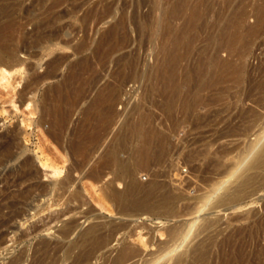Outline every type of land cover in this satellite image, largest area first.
Masks as SVG:
<instances>
[{
	"label": "rangeland",
	"instance_id": "obj_1",
	"mask_svg": "<svg viewBox=\"0 0 264 264\" xmlns=\"http://www.w3.org/2000/svg\"><path fill=\"white\" fill-rule=\"evenodd\" d=\"M156 1L0 0V29L4 31L2 32L0 30V33H6L5 35L7 36L11 33L10 30L12 32L14 31V36L12 35V37L15 39L12 38L11 35L8 37V39L12 38L14 41L8 40L6 44L9 47L13 46L17 54L16 57L21 61L17 66L18 70L16 72L6 75V78L4 77L5 79L2 78L1 80L0 78V264H15L14 262L18 259L20 260L16 264H116L107 260L106 257L104 259V256L101 255L99 251L91 254L89 258L82 259L81 261L83 262H76L74 260V257L77 255V249H72L74 248L73 243L76 241L80 229L89 225L90 222H95L100 225L105 223L102 224L100 228L106 234H110L111 245H116L117 240H122L131 244L133 248L138 249V253L133 257L134 264H151L160 256H164L165 252L176 246V243L179 242V238L176 235L174 236L172 229H181L184 223L196 214V210L200 205V200L203 195L208 193L209 189L214 185L213 183H216L222 178H226L235 160L241 158L246 150L245 148L248 147V144L255 137V134L264 129V80L261 81V79H264V58H262L264 57L263 10H261L263 20L260 25L256 24L259 9H264V0H244V6H242L243 3L241 4V0H230V2L226 0L228 3L223 2L225 0ZM237 1H240V3L237 4ZM182 2L183 5L181 4ZM258 2L260 4H258ZM156 3L158 5H155ZM173 3H176V6ZM196 4L202 7L200 16L198 15L195 20L194 17L189 15L190 12L188 11H191L190 9ZM189 5L191 6L189 7ZM234 5H236V7L239 5V7L234 8ZM174 6L175 9H183H179L178 12L177 9L174 10ZM186 6L188 7L185 10ZM232 8L234 11H231L233 10ZM243 8L244 12L240 10H243ZM170 9H173V11L168 13ZM245 10H247V12ZM208 12L211 13L209 14ZM253 12L254 14H251ZM173 13H175V15H173ZM177 13L178 15L176 16ZM182 13H186L188 17ZM216 13L217 15L215 16ZM179 14L183 17L185 16V19ZM234 14L239 17L243 27H253L256 24L258 29L262 27V31L257 30L253 34L256 38L253 36L249 37L251 39L249 42L253 41V39L254 42H250L247 45L236 44L235 48H227L225 47L226 44L217 43V38L224 31V28L228 29L229 26L227 27V25L231 24L230 21L235 19ZM155 15L156 19L154 20L153 16L155 17ZM251 15H255L256 17ZM228 16L232 17L229 20H225L226 17L229 18ZM203 17L206 18L204 19ZM178 18L182 19L178 20ZM187 19H189L190 22L192 20L194 21L190 24L191 26ZM202 19H204L206 25H204ZM209 19H213L212 21L215 20L214 23L217 25L212 24ZM218 19H220V21L217 22ZM254 20L256 22L255 24L250 23ZM11 21L13 23H11ZM174 21L177 24H174ZM183 21L184 24H188L187 27H185ZM228 21L230 22L229 24ZM6 22L10 23V25L8 23L6 25ZM145 23L148 27L145 26ZM181 24H183L184 27H182ZM121 25L122 28H120ZM152 25H154V27ZM160 25L163 27L165 33L162 31ZM256 25L254 27H256ZM178 26L179 28L182 27V30L177 28L180 32L176 29ZM198 26H201V28L199 29ZM158 27L161 30H158ZM143 28L147 29L145 30ZM172 28L175 29L173 30ZM111 29L112 31L114 30L113 34H111ZM120 29L122 30L120 31ZM209 29L211 33L213 32L212 34ZM5 30L7 32H5ZM144 30L145 32H143ZM203 30L210 34H203ZM116 31L119 36H116ZM118 31L120 32L118 33ZM173 31H175V37L173 36ZM258 31H260V34L255 35L259 33ZM158 32H162V34ZM224 32L222 34L227 37ZM106 33L109 35L110 39L105 38L108 37ZM191 33L193 34L191 35ZM123 35L124 37H122ZM161 36L163 38H161ZM209 36L210 39L208 38ZM102 38H104V40ZM185 39H187L186 44L184 43ZM160 40H162V42ZM188 40H190L191 43H189L190 41ZM167 42H170L168 43L169 46L166 44L168 48L165 45ZM173 44H175V46ZM183 44L186 46V50ZM189 44L191 45L189 46ZM208 44L210 49L207 48ZM220 44L224 46L223 50ZM109 45L116 47L115 49L113 48L115 51H113L111 49L112 47ZM218 45L222 50L221 52L216 47ZM242 45H244V47ZM117 46L118 48L120 47V49H118ZM237 46L239 48H237ZM241 46L242 49H246V51H242ZM164 47L167 49L172 47L177 53L179 52V47L180 49L183 47L182 50H180L179 57L181 59L183 58L182 60L186 61V63H182L179 58L180 60H178V63L180 64L177 63L176 68L181 70L183 65H185L182 71L179 72L178 70V73L176 72L174 74V77L176 80H183L187 78V76L189 79L190 77L189 82L184 84L186 87H182L180 92H185V95H178L180 96L178 97L180 98L179 101L182 98V105H178L181 104V101L179 102L176 98V103H174V107L171 110H167L164 106L165 96L162 91V76L161 73L157 71V66H160L163 61ZM197 48L198 50H196ZM236 48L242 52L236 50ZM103 49H105L106 52ZM110 49L112 52L109 51ZM183 49L187 54L183 52ZM229 51L232 53L230 54ZM236 51H238L240 55L239 53L235 55L237 53ZM104 52L105 56L102 55ZM108 52H110V55L106 54ZM182 52L183 56H181ZM233 54L236 56L235 59ZM216 55L218 58L221 56L224 58L218 60ZM224 55H226V57ZM231 55H233L232 62L233 60L237 62L238 59V63L241 62L242 68L239 80H236L237 83H235V80L232 82L231 79H229L228 82H226V80L216 84L213 82L215 78L209 79V75L210 77L214 75L213 70L210 71L212 69V60H216L215 62L218 66H216L217 68L213 66V69L215 68L214 71H220L223 70V68L220 67L221 65H219L221 64L220 61L230 59ZM119 56L123 57V59L117 60ZM239 56L242 57L240 58ZM192 57L194 58L193 64H189V62L191 63L190 59H192ZM128 59L131 60L129 61ZM202 61H204V64L201 63ZM217 62L220 63L218 64ZM77 63L79 65L75 66ZM153 65H155L156 72H153ZM199 66H201L202 70L204 69V72L202 71L203 73L206 72L205 76L208 78V85L210 86L209 83L212 82L215 84L210 87H205L207 83L201 82L202 76L197 75L199 72L195 73V70L199 71L197 70ZM78 67H80V70H78ZM126 68L129 69H127V71L130 75L126 73ZM191 68L194 70L191 71ZM74 70L78 71L75 72L78 74L76 77L72 74ZM117 71L120 72L118 73ZM191 72H194V74L199 77V81L196 80L198 77L194 79L196 81L192 80V77L195 76H193ZM152 74L157 78L155 76L153 77ZM71 76L72 78L74 76L75 79H73L75 81L71 79ZM254 77L255 79L257 77L259 79L257 78L254 82H251L254 80ZM67 78L70 80L68 81ZM250 79L251 81H249ZM257 80L260 81L259 85L263 83L261 88L257 84ZM193 82H195V84ZM108 84H111V86ZM256 84L260 89L256 88ZM54 85L55 88L53 87ZM224 85L228 86L227 88L229 90ZM113 86L117 88L115 91L116 95H113L115 93L109 92ZM203 86L205 91L200 88ZM66 87L69 89H65ZM104 87H108V89L109 87L111 88L109 91L108 89L106 91ZM98 88L99 90L101 89V91H99ZM262 88L263 92L261 91ZM201 89L203 91L202 93L199 91ZM223 90L224 92H222ZM251 90H253V92H251ZM255 90H259L258 92L260 94H255L258 93ZM79 91L80 93H77V96L75 93ZM99 92L106 93V96L109 95L110 99L107 104L110 109L112 108L111 110L109 109L111 113L108 111L109 115L106 113L108 116L105 115L104 119H102V115L94 114L89 122L85 123V115L83 114H85L84 112L88 107H86V105H91L92 101L101 95ZM56 93L59 96H57ZM61 93L63 95H61ZM68 93L71 94L72 98H69L71 96ZM54 94L56 96H54ZM198 94L201 95V98L197 96ZM64 95L65 97H63ZM112 95L116 97L114 98ZM211 95L212 97H210ZM187 96L191 99L193 96L195 99L197 98L195 101L192 100L193 104L190 105L191 109L184 107V100H187ZM217 96H220L219 99H216ZM55 97H57V100ZM259 97H261V99H259ZM50 98L58 102L60 114L63 115L64 112V117L62 116V118H65V121H63L62 118H58L59 122L58 119L57 122H55V119V121L52 122L53 120L49 121V118H47L50 115L48 112L49 108L52 109L53 106V101ZM67 98L69 99L67 100ZM217 100L220 101L218 102ZM207 103L209 104L207 105ZM194 105L195 108H193ZM201 105H203V109L205 106L207 110L205 108L204 112H200V109H202V107H200ZM196 106L198 107L196 108ZM168 111H170V113ZM248 111L249 114H254V116L252 115L253 117L250 118ZM246 112L247 114H245ZM141 115L148 116L149 122L147 118H141ZM247 116L250 119L247 118ZM50 118L52 119L53 117L50 116ZM82 118L84 119L82 120ZM136 119L138 121L142 119L146 125H149L150 129H154L160 133V138H163L162 142L166 155L164 156V152L160 159H153L151 160L152 162L150 161L147 165H138L136 169L139 170H135L136 172L134 171V174L129 177L128 174H120L118 171L119 166L107 159V156H109V154H111L110 152L114 149L115 153L118 154L117 159L120 163L130 161L133 147L131 144H133L134 139L131 137L132 142L130 140V143L128 142L130 136H127L128 133L126 134L125 129L128 125L137 122ZM43 121H45V123H43ZM102 122L103 125L106 123H108V125L100 126ZM55 123L59 124V126L61 123L62 126H58L60 132L55 130L56 132L54 131L55 133H52V130H54L53 128H57ZM94 123L98 124L95 125V127L102 128V130H95L96 132H93L95 127L94 125L92 126V124ZM180 123L183 124L181 125ZM84 125H86V128L82 127ZM157 129L162 131L159 132L160 130ZM90 132H92L94 136H98L93 138L92 133L88 136ZM53 134L58 135L56 136ZM78 134L81 135L80 137H84L77 138V136L79 137ZM119 134L126 135L125 137H127V141L121 144V146L118 145ZM53 136H55V138ZM85 137L86 139L88 138V140L85 139L86 142L84 140ZM73 139H75V141ZM9 140H11L12 145H10L9 151L6 152L4 147ZM77 141L84 142V144L89 141V143L86 144L87 147L92 146L91 148L89 147V149L87 148V152L92 149V151L88 153L89 156L87 158L85 157L87 156V152L86 154H84L85 152H78L77 154L75 149H73V146L75 148L78 143ZM74 142H76V144H74ZM1 145H3V147H1ZM106 145L109 146L106 148ZM117 149L119 151H117ZM104 150H109V153ZM196 151L197 153H195ZM118 152H120V154ZM216 153H218V155ZM13 154L14 156H12ZM81 154L83 156L85 155V159H82L84 157H82ZM79 156L81 158H79ZM217 159L222 161V166L217 167L215 165V160ZM41 161L45 163V165H42ZM108 161H110V164L107 163ZM212 162H214V164ZM52 165L57 167L59 171L58 174L54 175L51 172ZM89 170H95L94 172H97L93 173ZM249 171H253L252 173L255 178L253 177V181L249 187H246L242 191L240 196L241 200L240 198L238 199L241 202L236 200L231 201V203L229 201H224L218 204H210L205 208V212L202 213V215L204 214L203 216L211 217L212 222L207 228H202L199 231L195 230L193 234L196 236L193 234L191 236L194 238V242L203 240L205 243V254L202 261L197 262L192 257H188L189 259L187 258L186 260L184 259L183 262L180 261L176 263L174 257L183 249L179 247L175 250L177 252L176 254L175 251H173L170 257L160 258L157 264H172V261H175L173 264H221L223 260L228 259L231 253L232 242L230 236L233 231L239 230L240 228H246V230H248V227L251 225L253 227L250 231L253 230L254 232L251 231L248 236H240L239 241L241 242L238 241V246L240 245L239 248L243 249L246 253H255L257 249L260 248L264 250V177H262L264 174V165L257 169H249L248 172ZM90 174H92L93 177ZM51 179L52 181H50ZM131 179H135V181L138 180V183L140 180V185L142 186L143 184L147 186L150 182L156 183L159 187L161 186L162 188L160 187L159 189L158 197L161 196L160 193L162 194L168 191L171 194L172 192L175 197L173 204L174 210L168 213L162 210L160 212L158 210L146 211L140 208H132L134 209L132 212L131 207H123L120 206V203H115V200L111 201L112 197L109 194V190L119 186L117 190L122 191ZM51 182L53 183L51 184ZM61 184L63 186H61ZM111 184L115 187L112 185L113 188ZM49 185L52 187L50 188ZM101 185L104 186L102 187ZM104 188L109 189L107 192L109 191L108 195L110 198H107V194H104L106 197L103 195ZM117 204H119V206ZM117 208L120 212L117 211ZM122 209L125 210L123 211ZM251 212H253L254 217L251 215ZM72 219L77 220L76 222L80 224L78 226L79 230L76 228L73 231L76 235L73 236L74 233L71 232L61 236L59 233L60 228ZM119 225H121V227H119ZM111 226H113V229ZM171 226L173 228H171ZM110 229L111 231H109ZM112 231L115 232L113 233ZM226 240L229 241L226 242ZM216 242L217 244L219 242V244L217 245ZM258 245L260 246L257 248ZM67 249L69 251H67ZM162 251L164 253H162ZM53 252L55 255H53ZM143 254L145 256H143ZM99 258L100 260L98 261ZM35 259L38 260L35 261Z\"/></svg>",
	"mask_w": 264,
	"mask_h": 264
},
{
	"label": "bare ground",
	"instance_id": "obj_2",
	"mask_svg": "<svg viewBox=\"0 0 264 264\" xmlns=\"http://www.w3.org/2000/svg\"><path fill=\"white\" fill-rule=\"evenodd\" d=\"M61 1H63V0H61ZM156 1V0H155ZM159 1V0H158ZM162 1V0H161ZM168 1V0H167ZM178 2L179 1H184V0H177ZM192 1V0H191ZM194 1V0H193ZM196 1V0H195ZM217 1V0H216ZM221 1V0H220ZM219 1V2H220ZM227 1H229L230 2V0H227ZM226 0L225 1H223V2H227ZM242 2H241V4L244 2V0H241ZM247 1V0H246ZM157 2V1H156ZM178 2H177V4H178ZM205 2V1H204ZM238 3L237 4H239L240 3V1H237ZM261 2V1H260ZM263 2V1H262ZM155 3V2H154ZM159 3V2H158ZM188 3H189V1H188ZM193 3V2H192ZM191 3V4H192ZM202 3H203V1H202ZM209 3V2H208ZM210 3H211V1H210ZM218 3V2H217ZM216 3V4H217ZM228 3V2H227ZM174 4V3H173ZM176 4V3H175ZM174 4V5H175ZM182 5H183V2L181 3ZM219 4V3H218ZM258 4H260L259 2H258ZM262 4V3H261ZM155 5H158L157 3L155 4ZM160 5H161V2H160ZM225 5V4H224ZM248 5V4H247ZM176 6V5H175ZM175 6L173 7L174 8V10H176L175 9ZM191 5H189V7H190ZM226 6H228V5H226ZM241 6V5H240ZM242 6H244V3L242 4ZM246 6V5H245ZM260 6V5H259ZM5 7V6H4ZM188 6H186L185 7V10H186V8H187ZM202 7V6H201ZM201 7H200V5H198V4H196V5H194V7L192 8V9H190L191 11H188V12H190L189 13V15H191L192 17H194L195 18V20H196V17L199 15L200 16V10H201ZM207 7V6H206ZM209 7H211V6H209ZM218 7V6H217ZM220 7V6H219ZM224 7V6H223ZM234 8L236 7V5H234L233 6ZM239 7V5L236 7V8H238ZM263 7V6H262ZM162 8V7H161ZM221 8V7H220ZM220 8H218V9H220ZM242 8V7H241ZM245 8V7H244ZM244 8H243V10L242 9H240L241 11H243L244 12ZM260 8H261V6H260ZM155 9H156V7H155ZM179 9H183V8H179ZM179 9H177V11L179 12ZM207 9V8H206ZM217 9V8H216ZM222 9V8H221ZM220 9V10H221ZM233 9V8H232ZM246 9H247V7H246ZM160 10H162V9H160ZM159 10V11H160ZM209 10V9H208ZM226 10V9H225ZM261 10H263V13H264V9L263 8H261V9H259V15L257 16L258 17V19H257V23L255 22V20L253 21V22H250V23H253V24H257V25H260L261 24V22H262V20H263V14L261 15ZM173 11V9H170V10H168V13H170V12H172ZM176 11V12H177ZM181 11V10H180ZM206 11V10H205ZM231 11H234V9L233 10H231ZM246 12H247V10H245ZM184 12H186V11H184ZM224 12V11H223ZM222 12V13H223ZM240 12V11H239ZM2 13V12H1ZM206 13V12H205ZM209 14L211 13V12H208ZM214 13V12H213ZM219 13H221V12H219ZM231 13V12H230ZM229 13V14H230ZM234 13V12H233ZM156 14V13H155ZM183 14V13H182ZM188 14V13H187ZM208 14V15H209ZM251 14H254V12L253 13H251ZM169 15V14H168ZM168 15H167V17H168ZM173 15H175V13H173ZM178 15V13L176 14V16ZM180 15V14H179ZM183 15H185V16H187L186 15V13L185 14H183ZM217 15V13L215 14V16ZM232 15V14H231ZM256 15V14H255ZM255 15H251V16H255ZM175 16V17H176ZM180 16H182V15H180ZM184 16V17H185ZM233 16V15H232ZM231 16V17H232ZM234 16H235V19H233V20H231L230 22H231V24H229L230 22L228 21V24L229 25H227V27H228V29H225L224 27V33H226V36L227 37H225V35L224 34H222L223 32H222V28H221V36L219 35H216V36H218V42L217 43H224V45H225V47H229V48H235V46H236V44H249L250 42H254V39H253V41H250L249 42V40H251L249 37H251V36H253V34L257 31V30H261L262 29V27H260V29H258L257 28V25H256V27H243L242 26V23H241V20L239 19V17L238 16H236V14H234ZM183 17V16H182ZM183 17V18H184ZM188 17V16H187ZM229 18H227L226 17V19L225 20H229L231 17L230 16H228ZM236 17H238V18H236ZM256 17V16H255ZM254 17V18H255ZM153 18H154V20L156 19V15H155V17L153 16ZM194 18H192V19H194ZM199 18V17H198ZM204 18V17H203ZM206 18V17H205ZM204 18V19H205ZM211 18V17H210ZM180 19H182V18H178V20H180ZM185 19V18H184ZM189 19H190V17H189ZM189 19H187V20H189ZM204 19H202V22L204 23V25H206L205 24V22H204ZM119 20V19H118ZM159 20H160V18H159ZM207 20V19H206ZM205 20V21H206ZM209 20H211V19H209ZM213 20V19H212ZM211 20V23L212 24H214V25H217L216 23H214V21H212ZM146 21V20H145ZM144 21V22H145ZM173 21V20H172ZM193 21V20H192ZM192 21L190 22V20L188 21L189 22V25L192 23ZM218 21H220V19H218L217 20V22ZM118 22V21H117ZM141 22H143V21H141ZM159 22H161V21H159ZM175 22V21H174ZM173 22V23H174ZM187 22V21H186ZM194 22V21H193ZM210 22V21H209ZM209 22H208V24H209ZM7 23L8 22H6V25H7ZM11 23H13L12 21H11ZM161 23H163V22H161ZM161 23H159V24H161ZM182 23V22H181ZM201 23V22H200ZM202 23V24H203ZM263 23H264V21H263ZM9 25H10V23H8ZM155 24V23H154ZM174 24H177L176 22L174 23ZM178 24H179V22H178ZM183 24H184V21H183ZM181 24L182 25V27H184V25H185V27H187V25L186 24ZM212 24H211V26H212ZM3 25H5V24H3ZM116 25H118V24H116ZM120 25V24H119ZM124 25V24H123ZM157 25V24H156ZM171 25V24H170ZM193 25V24H192ZM197 25V24H196ZM201 25V24H200ZM223 25H224V23H223ZM226 25V24H225ZM114 26V25H113ZM145 26H147V24L145 23ZM153 27H154V25H152ZM161 26V25H160ZM172 26H173V24H172ZM176 26V25H175ZM191 26V25H190ZM245 26V25H244ZM17 27V26H16ZM114 27H116V26H114ZM120 27V26H119ZM148 27V26H147ZM162 27V26H161ZM182 27L181 28H179V26L178 27H176V29L178 28V29H181L182 30ZM189 27V26H188ZM199 27V29L201 28V26H198ZM204 27V26H203ZM208 27V26H207ZM213 27V26H212ZM216 27V26H215ZM120 28H122V25H121V27ZM159 28V27H158ZM112 29H115V28H112ZM112 29H111V31H112ZM143 29H145V28H143ZM147 29V28H146ZM145 29V30H146ZM157 29V28H156ZM173 30L175 29V28H172ZM177 29V30H178ZM186 29V28H185ZM198 29V30H199ZM213 29H214V27H213ZM1 30V29H0ZM109 30H110V28H109ZM117 30H119V29H117ZM122 29H120V31H121ZM123 30H124V28H123ZM145 30L143 31V32H145ZM152 30V29H151ZM158 30H161L160 28L158 29ZM176 30V32L177 33H179L180 32V30H178L177 31ZM187 30V29H186ZM186 30H183V31H186ZM210 30V29H209ZM220 30V29H219ZM2 31V30H1ZM0 31V32H1ZM110 31V32H111ZM120 31H118V33L120 32ZM162 31H164L163 30V27H162ZM189 31V30H188ZM205 30H203V34L204 33H206V34H210L211 33V30H210V33H207L206 31L204 32ZM213 31V30H212ZM262 31V30H261ZM2 32H4V31H2ZM5 32H7L6 30H5ZM10 34H8L7 36L3 33V34H1L0 33V78H1V80H2V78H6V75H10L11 73H13V72H16L17 70H18V65H19V62H21V61H19V58H17L16 57V52H15V50L13 49V46H11V47H9V46H7V41L9 40H13L12 38H14V37H12V35L14 36V31L12 32L11 30H10ZM113 32H114V30L112 31V33L111 34H113ZM123 32V31H122ZM150 32H153V31H150ZM174 32L175 31H173V36L175 37V35H174ZM195 32V31H194ZM209 32V31H208ZM259 33H257V34H255V35H258V34H260V31H258ZM158 33H160V32H158ZM164 33H165V31H164ZM184 33V32H183ZM182 33V34H183ZM200 33V32H199ZM198 33V34H199ZM213 33V32H212ZM211 33V34H212ZM160 34H162V32L160 33ZM193 33H191V35H192ZM197 34V35H198ZM9 35H11V39L9 38L8 39V37H9ZM118 34H117V31H116V36H117ZM150 35H152V34H150ZM179 35H180V33H179ZM202 35V34H201ZM106 36H108V37H105V38H109L110 39V37H109V35H107V33H106ZM119 36V35H118ZM177 36V35H176ZM203 36V35H202ZM212 36V35H211ZM122 37H124V35L122 36ZM156 37V36H155ZM173 37V38H174ZM190 37H192V36H190ZM190 37H189V39H190ZM253 37H255L256 38V36H253ZM157 38V37H156ZM160 38V37H159ZM161 38H163L162 36H161ZM160 38V39H161ZM193 38H196V37H193ZM209 39H210V36L208 37ZM15 39V38H14ZM103 40H104V38H102ZM109 39H108V41H109ZM196 39H198V38H196ZM195 39V40H196ZM199 39H200V37H199ZM102 40V41H103ZM107 40V39H106ZM123 40H124V38H123ZM165 40V39H164ZM203 40V39H202ZM206 40V39H205ZM14 41V40H13ZM107 41V42H108ZM161 42H162V40H160ZM160 41H159V45H160ZM188 41H190V40H188ZM196 42V41H195ZM200 42V41H199ZM118 43V42H117ZM117 43H115V44H117ZM168 43H170V42H167V43H165V45L166 44H168ZM185 44L187 43V39H185V42H184ZM189 43H191V41L189 42ZM100 44V43H99ZM115 44H113V45H115ZM120 44V43H119ZM118 44V45H119ZM122 44V43H121ZM158 44V43H157ZM9 45V44H8ZM101 45V44H100ZM110 46V47H112L111 49L113 50V48L115 49L116 47H114V46ZM174 46H175V44H173ZM184 45V44H183ZM191 44H189V46H190ZM222 44H220V46H221ZM228 45V46H227ZM99 46V45H98ZM116 46V45H115ZM156 46H158V45H156ZM167 46V45H166ZM168 46H169V44H168ZM168 46H167V48H168ZM185 46V45H184ZM243 47H244V45H242ZM242 46H241V49H242ZM15 47V46H14ZM102 47V46H101ZM106 47H107V45H106ZM210 46H209V44H208V49H210L209 48ZM219 50H220V52L223 50V48H224V46L222 45L221 46V49H220V47H219V45L218 46H216ZM103 48H104V46H103ZM117 48H118V46H117ZM159 48V47H158ZM166 47H164V57H163V61L161 62V64H160V66H157L156 64V66H157V71L159 72V73H161V76H162V82L161 81H159L158 79V81L159 82H161V84L163 83V88H162V91H163V93H164V96H165V98H164V106H165V108L167 109V110H171L173 107H174V103H176L175 101H176V98L178 99V101H179V99L180 98H178V97H180V96H178V95H180V94H184V93H180L181 92V89H182V87H186V85H184L185 83H187V82H189V80H190V77H189V79H188V76H187V78H184L183 80H176V78L174 77V74L179 70V72L180 71H182L183 70V68H184V65H183V68L180 70L179 68L177 69L176 68V64L178 63V60H180L181 58L179 57V54H180V50H182V48L183 47H181V49H180V47H179V52L177 53V52H175L173 49H172V47L170 48V49H167ZM237 48H239L238 46H237ZM236 48V50H238ZM15 49H16V47H15ZM101 49V48H100ZM109 50V51H111L112 52V50ZM118 49H120V47L118 48ZM185 50H186V46H185V48H184ZM184 49H183V52H185L184 51ZM189 49V48H188ZM206 49V48H205ZM216 49V48H215ZM105 52H106V50L105 49H103ZM117 50V49H116ZM170 50V51H169ZM173 50V51H172ZM196 50H198V48L196 49ZM231 50V49H230ZM245 51H246V49H244ZM243 49H242V51H244ZM248 50V49H247ZM96 51V50H95ZM101 51V50H100ZM113 51H115V50H113ZM189 51V50H188ZM203 51H205V50H203ZM214 51H216V50H214ZM218 51V50H217ZM226 51H228V50H226ZM238 51H240V52H242L241 50H238ZM238 51H236L234 54L235 55H237L239 52ZM105 52H104V54L102 53V55H104L105 56ZM183 52L181 53V56H183L182 54H183ZM110 52H108V53H106V54H109ZM186 54H187V52H185ZM185 53H184V56H185ZM204 53V52H203ZM208 53V52H207ZM228 53V52H227ZM229 53L231 54L232 52L231 51H229ZM228 53V54H229ZM215 54H216V52H215ZM215 54H214V56H215ZM233 54V55H234ZM242 54V53H241ZM246 54V53H245ZM110 55V54H109ZM158 55V54H157ZM160 55V54H159ZM192 55H194V54H192ZM205 55V54H204ZM218 55V54H217ZM216 55V57L218 58V56ZM220 55V54H219ZM233 55H231V58L230 59H226L225 61H220L221 62V64H219L218 62V64L219 65H221L220 67H222L223 68V70H215L214 71V69L215 68H217L218 66H217V64H216V60H212V69L210 70V71H212L213 70V72H214V75H212V77H210V75H209V79L211 78H215V80L213 81V82H215L216 84L217 83H222L223 81H226V82H228V80L229 79H231V81L233 82L234 80L236 81V80H239V78H240V76H241V62L240 63H238V61H239V59L237 60V62H235V60H233V62H232V56ZM234 55V59L236 58V56ZM239 55H240V53H239ZM202 56H203V54H202ZM225 57H226V55H224ZM107 57V56H106ZM159 57V56H158ZM157 57V58H158ZM198 57V56H197ZM201 57V56H200ZM204 57V56H203ZM240 58L242 57V56H239ZM123 59V57H120L119 56V59H118V57H117V60H120V59ZM161 58V57H160ZM180 58V59H179ZM196 58V57H195ZM205 58V57H204ZM216 58V59H217ZM222 58H224L223 56H221L220 58H218V60L219 59H222ZM228 58V57H227ZM262 58H264V57H262ZM83 59V58H82ZM103 59V58H102ZM183 59V58H182ZM181 59V61H182V63L183 62H185L186 63V61H183ZM129 60V59H128ZM131 60V59H130ZM129 60V61H130ZM158 60H159V58H158ZM186 60V59H185ZM193 60H194V58L192 57V59H190V61H191V63L189 62V64H193L192 62H193ZM205 60V59H204ZM200 61V60H199ZM213 61H214V65H213ZM260 61V60H259ZM89 62V61H88ZM118 62V61H117ZM128 62V61H127ZM132 62H133V60H132ZM262 62V61H261ZM156 63V62H155ZM158 63V62H157ZM195 63V62H194ZM201 63H203L204 64V61H202ZM200 63V64H201ZM207 63V62H206ZM129 64H130V62H129ZM178 64H180V63H178ZM199 64V65H200ZM260 64V63H259ZM261 64H263V63H261ZM79 64L77 63V65H75V66H78ZM131 65V64H130ZM135 65V64H134ZM155 65H153L154 66V70H153V72L155 71L156 72V70H155ZM198 65V64H197ZM206 65V64H205ZM74 66V65H73ZM180 66V65H179ZM179 66H177V67H179ZM195 66H196V64H195ZM213 66L215 67L214 69H213ZM217 66V67H216ZM81 67V66H80ZM80 67H78V70H80L79 68ZM189 67V66H188ZM247 67H248V65H247ZM258 67V66H257ZM134 68V67H133ZM195 68V67H194ZM72 69V68H71ZM74 69H76V68H74ZM84 69V68H83ZM127 69L128 68H126V71H127ZM192 69V68H191ZM190 69V70H191ZM247 69V68H246ZM250 69V68H249ZM261 69V68H260ZM77 70V69H76ZM119 70V69H118ZM129 70V69H128ZM194 69H192L191 71H193ZM197 70H199V71H196L195 70V73H197V72H199V74L197 73V75L198 76H202L201 78H202V80H201V82L202 83H207L208 82V78L205 76L206 75V72L205 73H203L204 72V69L202 70V68H201V66H199L198 67V69ZM258 70H259V68H258ZM258 70H257V72H258ZM262 70V69H261ZM84 71V70H83ZM125 71V72H126ZM203 71V72H202ZM247 71V70H246ZM250 71V70H249ZM75 72H78V71H75L74 70V72H72V74H74L75 75V77H76V75H78V74H76ZM81 72V71H80ZM118 72V71H117ZM120 72V71H119ZM118 72V73H119ZM248 72V71H247ZM263 72H264V70H263ZM128 75H130L129 73H128V71L126 72ZM132 73V72H131ZM178 73V72H177ZM246 73V72H245ZM255 73V72H254ZM117 74V73H116ZM127 74H126V77H127ZM154 74V73H153ZM152 74V76L154 77L155 75H153ZM180 74V73H179ZM184 74V73H183ZM191 74H193V76H195V77H192V80H194V79H196L198 76H196V74H194V72L192 73L191 72ZM249 74H250V72H249ZM260 74V73H259ZM264 75V74H263ZM118 76V75H117ZM159 76V75H158ZM180 76V75H179ZM247 76V75H246ZM262 76V75H261ZM69 77H70V75H69ZM119 77H120V75H119ZM156 77V76H155ZM180 77H182V76H180ZM4 78V79H5ZM73 78H74V76H73ZM72 78V76H71V79L72 80H74ZM157 78V77H156ZM246 78V77H245ZM258 78V77H257ZM256 78V79H257ZM68 79V81L70 80L69 78H67ZM199 79V77L196 79V80H198ZM255 77H254V80L253 81H251V79L249 80V81H251V82H254L255 80ZM259 79V78H258ZM71 80V81H72ZM156 80V79H155ZM196 80H194V81H196ZM262 80H264V79H261V81ZM75 81V80H74ZM84 81V80H83ZM157 81V82H158ZM199 81V80H198ZM197 81V82H198ZM258 81V80H257ZM85 82H86V80H85ZM84 82V83H85ZM156 82V83H157ZM196 82V83H197ZM209 83L210 84V86L211 85H213V84H215V83ZM226 82H224V83H226ZM230 82V81H229ZM247 82V81H246ZM259 82L260 81H258V83L257 82H255V83H257L258 85H259ZM66 83V82H65ZM194 84H195V82H193ZM235 83H237V81L235 82ZM249 83V82H248ZM264 83V82H263ZM262 83V84H263ZM90 84V83H89ZM257 84H256V86H257ZM262 84L260 83V85H259V87L261 88L262 87ZM108 85H110L111 86V84H108ZM108 85H106V86H108ZM151 85V84H150ZM207 86H205V87H208L209 85H208V83L206 84ZM250 85V84H249ZM105 86V85H104ZM191 86V85H190ZM209 86V87H210ZM225 86V85H224ZM224 86H222V87H224ZM230 86V85H229ZM255 86V87H256ZM54 88H55V85L53 86ZM62 87V86H61ZM71 87V86H70ZM219 87V86H218ZM222 87H221V89H222ZM226 88L228 87V86H225ZM250 87H253V86H250ZM258 86L256 87V88H259ZM63 88V87H62ZM68 87H66L65 89H67ZM105 89H106V91H107V89H108V87L106 88V87H104ZM103 88V89H104ZM111 87H109V89H110ZM200 88H202L203 90H204V86L203 87H200ZM199 88V89H200ZM220 88V87H219ZM229 88H231V87H229ZM255 88V89H256ZM259 88V89H260ZM53 89V88H52ZM69 89V88H68ZM109 89H108V91H109ZM192 89H193V86H192ZM202 89L201 90H199V91H201V93L203 92L202 91ZM214 89V88H213ZM215 89H217V88H215ZM228 89V88H227ZM240 89V88H239ZM98 90H99V88H98ZM117 90V88H116V86H113V88H111V90L109 91L110 93H115V91ZM183 90H185V89H183ZM183 90H182V92H183ZM224 90H225V88H224ZM224 90L222 91V92H224ZM229 90V89H228ZM263 90V88L261 89V91ZM53 91V90H52ZM56 91V90H55ZM54 91V92H55ZM70 91H72V90H70ZM99 91H101V89L99 90ZM154 91H157V90H154ZM186 91V90H185ZM192 91V90H191ZM191 91H189V92H191ZM198 91V90H197ZM198 91V92H199ZM205 91V90H204ZM210 91H213V90H210ZM219 91V90H218ZM255 91H257V90H255ZM259 91V90H258ZM257 91V92H258ZM58 92V91H57ZM62 92H63V90H62ZM108 92V93H109ZM208 92V91H207ZM251 92H253V90H251ZM263 92V91H262ZM77 93L79 94L80 93V91L79 92H76L75 94L77 95ZM82 93V92H81ZM96 93H97V91H96ZM95 93V94H96ZM99 93H101V95H99V94H96V95H99L97 98H95L93 101H92V103H91V105L89 104H87L86 105V111L84 112L85 114H83V115H85L84 117H85V120H86V122L85 123H87V122H89V120L91 119V117L94 115V114H96V115H102L101 117H102V119H104V116L106 115V116H108L109 114V109H110V107L108 106V104H107V102H109V95L108 96H106L105 94L106 93H103V92H99ZM102 93H103V95H102ZM194 93H196V92H194ZM264 93V92H263ZM65 94V93H64ZM69 94V93H68ZM189 94V93H188ZM197 94V93H196ZM205 94V93H204ZM215 94V93H214ZM255 94H260L259 92L258 93H255ZM56 95H57V93H56ZM55 94H54V96H56ZM61 95H63L62 93H61ZM66 95V94H65ZM65 95L63 96V97H65ZM70 96H71V94H69ZM113 95H116V93L115 94H113ZM112 95V96H113ZM185 95V94H184ZM216 95V94H215ZM51 96H52V94H51ZM57 96H59V95H57ZM75 96V95H74ZM78 96V95H77ZM95 96V95H94ZM93 96V97H94ZM195 96V95H194ZM192 97V99L191 98H188V96H187V100H184V107H186V108H190V105L191 104H193V102H192V100H197V98L195 99V97ZM199 98H201V95H197ZM196 96V97H197ZM221 96V95H220ZM219 96V97H220ZM225 96V95H224ZM231 96V95H230ZM68 97V96H67ZM92 97V98H93ZM96 97V96H95ZM114 97V96H113ZM116 97V96H115ZM114 97V98H115ZM186 97V96H185ZM207 97H208V95H207ZM210 97H212V95L210 96ZM209 97V98H210ZM219 97L217 96L216 97V99H219ZM234 97H235V95H234ZM262 97V96H261ZM261 97H259V99H261ZM54 98V97H53ZM56 98V100H57V97H55ZM69 98H72V96L71 97H69ZM69 98H67V100L69 99ZM194 98V99H193ZM198 98V99H199ZM232 98V97H231ZM230 98V99H231ZM49 99V98H48ZM50 99H52V98H50ZM65 99V98H64ZM75 99V98H74ZM216 99H214V100H216ZM234 99V98H233ZM233 99H232V101H233ZM258 99V100H259ZM55 99H54V101H53V99H52V101L51 100H49V101H51L52 103H53V106H52V109H50L49 108V117H47V118H49V121L51 120H53L52 122H54L55 120V122H57V119L58 118H62V116L64 117V112H63V115L62 114H60V108H59V104H58V102L56 101ZM62 100H63V98H62ZM181 100H182V98H181ZM180 100V101H181ZM222 100H224V99H222ZM257 100V101H258ZM262 100H263V98H262ZM75 101V100H74ZM91 101V100H90ZM179 101V102H180ZM212 101V100H211ZM218 101V100H217ZM220 101V100H219ZM218 101V102H219ZM50 102V103H51ZM68 102V101H67ZM73 102V101H72ZM160 102V101H159ZM216 102V101H215ZM222 102V101H221ZM52 103H51V105H52ZM66 103V102H65ZM178 103V102H177ZM217 103V102H216ZM259 103V102H258ZM69 104H70V102H69ZM203 104V103H202ZM209 103H207V105H208ZM178 105H182V101H181V104H178ZM199 105V104H198ZM212 105V104H211ZM215 105V104H214ZM217 105H219V104H217ZM242 105V104H241ZM62 106H64V105H62ZM205 106H206V104H205ZM204 106V109H203V105H201L200 107H202V109H200V112L201 111H205V107ZM228 106V105H227ZM231 106H233V105H231ZM263 106V105H262ZM44 107V106H43ZM50 107V106H49ZM163 107V106H162ZM198 106H196V108H197ZM199 107V108H200ZM207 107H209V106H207ZM245 107V106H244ZM63 108V107H62ZM61 108V109H62ZM193 108H195V105H194V107ZM233 108V107H232ZM247 108V107H246ZM248 108H249V106H248ZM64 109V108H63ZM112 109V108H111ZM110 109V110H111ZM139 109V108H138ZM181 109V108H180ZM191 109V108H190ZM225 109V108H224ZM65 110V109H64ZM137 110V109H136ZM175 110V109H174ZM174 110H172V111H174ZM196 110H198V109H196ZM206 110H207V108H206ZM226 110V109H225ZM232 110V109H231ZM244 110H246V109H244ZM63 111V110H62ZM109 111V112H108ZM142 111V110H141ZM171 111V112H172ZM175 111H177V110H175ZM191 111V110H190ZM227 111V110H226ZM251 111H253V110H251ZM257 111V110H256ZM46 112V111H45ZM169 113H170V111H168ZM178 112V111H177ZM180 112V111H179ZM192 112H193V110H192ZM191 112V113H192ZM195 112V111H194ZM199 112V111H198ZM244 112V111H243ZM254 112V111H253ZM258 112V111H257ZM108 115H107V114ZM111 113V112H110ZM175 113V112H174ZM173 113V114H174ZM183 113V112H182ZM188 113V112H187ZM212 113V112H211ZM229 113V112H228ZM254 113H256V112H254ZM179 114V113H178ZM181 114V113H180ZM196 114V113H195ZM245 114H247V112L245 113ZM248 114H249V111H248ZM257 114H259V113H257ZM256 114V115H257ZM261 114V113H260ZM47 115V114H46ZM144 115V114H143ZM143 115H141L140 117L141 118H144V119H146L148 116H143ZM171 115H172V113H171ZM212 115V114H211ZM251 115V116H250ZM254 116V114H249V117L251 118V117H253ZM50 116H52L53 118L51 119L50 118ZM65 116H67V115H65ZM143 116V117H142ZM43 117H44V115H43ZM99 117V116H98ZM172 117H173V115H172ZM171 117V118H172ZM180 117V116H179ZM244 117V116H243ZM248 116H247V118H249ZM175 118V117H174ZM194 118V117H193ZM200 118H201V116H200ZM249 118V119H250ZM256 118V117H255ZM43 119H45V118H43ZM55 119V120H54ZM84 118H82V120H83ZM101 119V118H100ZM111 119V118H110ZM173 119V118H172ZM62 120L63 121H65V118H62ZM61 120V121H62ZM109 120V119H108ZM137 120V119H136ZM176 120V119H175ZM203 120V119H202ZM204 120H205V118H204ZM203 120V121H204ZM256 120V119H255ZM132 121H134V120H132ZM147 121L149 122V120H148V118H147ZM172 121H174V120H172ZM184 121V120H183ZM182 121V122H183ZM58 122H59V119H58ZM93 122H95V121H93ZM105 122V121H104ZM135 122V121H134ZM176 122V121H175ZM200 122V121H199ZM199 122H198V125H199ZM43 123H45V121H43ZM42 123V124H43ZM92 123V122H91ZM97 123H99V122H97ZM101 123V122H100ZM147 123V122H146ZM190 123V122H189ZM202 123V122H201ZM54 124V123H53ZM56 124V126H57V128H58V126H59V124H57V123H55ZM127 124V123H126ZM147 124H149V123H147ZM181 125L183 124V123H180ZM50 125V124H49ZM49 125H48V127H49ZM86 125H88V124H86ZM86 125H84V126H82V127H85ZM94 125V127H95V125H98V124H96V123H94V124H92V126ZM106 125H108V123H106V124H104L103 125V122H102V124L100 125V126H106ZM244 125V124H243ZM60 126H62V124L60 123ZM59 126V127H60ZM99 126V127H100ZM126 126V125H125ZM178 126V125H177ZM245 126V125H244ZM243 126V127H244ZM93 127V128H94ZM153 127V126H152ZM246 127V126H245ZM45 128V127H44ZM50 128H52V127H50ZM56 127L55 128H53L54 130H52V129H50V130H52V133L55 131V130H58L59 132H60V129L58 128L57 129ZM79 128V127H78ZM77 128V129H78ZM80 128H81V123H80ZM79 128V129H80ZM86 128V127H85ZM93 128H92V130H93ZM97 127H95V129L93 130V132L95 131V130H102V128H97ZM89 129V128H88ZM90 130H91V128H90ZM126 134H127V136H130V139H128V142H129V140L132 142V140H131V137H132V139H134V142H133V144H131V145H133V147H132V155H130V161H128V162H126V163H124V162H119V160L117 159V155L118 154H116L115 153V150L113 149L110 153L111 154H109V156H107L108 158L107 159H109L112 163H116V165L117 166H119L118 167V171L120 172V174L122 173V174H128L129 175V177L130 176H132L133 174H134V171L135 170H139V169H136L137 168V166L139 165V166H141V165H147V164H149L150 163V161L151 160H153V159H160L162 156H163V154H164V147H163V142H162V139L160 138V133H158L156 130H154V129H150L149 128V125H146L145 124V122L141 119L140 121H138L137 120V122H135V123H133V124H131V125H128L127 127H126ZM124 130V131H125ZM157 130H160V129H157ZM226 130V129H225ZM230 130V129H229ZM228 130V131H229ZM242 130V129H241ZM261 130V129H260ZM47 131V130H46ZM87 131V130H86ZM162 130H160L159 132H161ZM259 131V130H258ZM49 132V131H48ZM56 132V131H55ZM54 132V133H55ZM78 132V131H77ZM96 132V131H95ZM102 132V131H101ZM100 132V133H101ZM224 132V131H223ZM51 133V134H52ZM82 133V132H81ZM89 133V132H88ZM91 133L92 132H90V134H88V136L89 135H91ZM100 133H98V134H100ZM163 133V132H162ZM18 134V133H17ZM80 134V133H79ZM78 134V135H79ZM83 134H84V132H83ZM95 134H97V133H95ZM225 134V133H224ZM53 135H56V134H53ZM58 135V134H57ZM56 135V136H57ZM60 135V134H59ZM92 135H93V133H92ZM120 135V134H119ZM164 135V134H163ZM13 136V135H12ZM51 136V135H50ZM77 136V135H76ZM81 135H79V137L77 136V138H83V137H80ZM85 136H87V135H85ZM96 136H98V135H93L92 137L94 138H96ZM126 136V135H125ZM124 135H120L119 137H118V145L119 146H121V144H123L125 141H127L126 139H127V137H125ZM162 136V135H161ZM166 136V135H165ZM16 137V136H15ZM54 138H55V136H53ZM92 137H91V139H92ZM4 138H5V136H4ZM6 138H9V137H6ZM13 138V137H12ZM77 138H75V139H77ZM75 139H73L74 141H75ZM86 139V137L84 138V140ZM5 140V139H4ZM78 140V139H77ZM80 140V139H79ZM86 140H88V138L86 139ZM86 140H85V142H86ZM93 140V139H92ZM95 140V139H94ZM250 140V139H249ZM81 141H83V140H81ZM89 141L91 142V140L89 139ZM89 141H87L88 143H89ZM164 141V140H163ZM167 141V140H166ZM172 141V140H171ZM78 142V141H77ZM93 142V141H92ZM111 142V141H110ZM128 142H127V145H128ZM248 142V141H247ZM12 142H11V140H9L8 142H7V144H6V146L4 147L5 148V151L6 152H8L9 151V148H10V145H12L11 144ZM88 143H85L84 144V142L82 143V142H78L77 144H76V142H74V144H76V146H75V148H74V146H73V149H75V151L77 152V154H78V152L79 153H81V152H85L84 154H86V152H87V148L89 149V147L91 148L92 146H89V147H87V145L86 144H88ZM115 143V142H114ZM130 143V142H129ZM171 143V142H170ZM249 143V142H248ZM73 144V143H72ZM71 144V145H72ZM93 144V143H92ZM168 144H169V141H168ZM245 144H247V143H245ZM116 145V144H115ZM94 146V145H93ZM109 146V145H108ZM107 145H106V148L108 147ZM110 146H111V144H110ZM165 146V145H164ZM1 147H3V145H1ZM115 147V146H114ZM166 147H167V145H166ZM165 147V148H166ZM3 148V149H4ZM106 148H104V149H106ZM225 148V147H224ZM227 148V147H226ZM1 149V148H0ZM12 149V148H11ZM111 149V148H110ZM109 149V150H110ZM246 150H245V152H244V154L241 156V158H239V159H236L235 160V163H234V165H233V167L230 169V171L228 172V174H227V176H226V178H222V179H220V180H218L216 183H213L214 185L209 189V191H208V193H206V194H202L203 195V197H202V199L200 200V205L198 206V208H197V210H196V214L192 217V218H190L189 220H187V222H185L184 223V225H183V227H181V229H172V233L174 234V236L176 235L178 238H179V242H177L176 243V246L174 247V248H172V249H170L169 251H167V252H165V249H164V252H165V255L164 256H160L158 259H156V260H154L151 264H157L158 263V261L160 260V258H166V257H170L171 255H172V252L173 251H175L177 248H179V247H182L183 249L179 252V253H177L176 251H175V254L177 253V255L174 257L175 259H176V263H178V262H180V261H182L183 262V260L185 259H187L188 257L190 258V257H192L193 259H195L197 262L198 261H202V259H203V257H204V254H205V243H204V241L202 240V241H193V237H191L192 236V234H193V232H195V230H197V231H199L200 229H202V228H207L210 224H211V222H212V218L211 217H207V216H203L202 215V213L203 212H205L204 210H205V208L207 207V206H209L210 204H218V203H221V202H224V201H229L230 203H231V201H236V200H238L239 198H240V196H241V194H242V191L246 188V187H249V185L252 183V181H253V177H254V175H253V171H249L248 172V170L249 169H257V168H260V167H262L263 165H264V129L262 130V131H260V132H258L257 134H255V137L250 141V143L248 144V147L247 148H245ZM109 150H107V151H105V152H108L109 153ZM167 150V149H166ZM202 150V149H201ZM74 151V150H73ZM74 151V152H75ZM91 151H92V149H91ZM90 150H89V152H91ZM117 151H119L118 149H117ZM204 151V150H203ZM73 152V153H74ZM89 152H87V156H85L86 158L89 156ZM205 152V151H204ZM211 152H213V151H211ZM119 154H120V152H118ZM168 153V152H167ZM195 153H197V151L195 152ZM104 154V153H103ZM210 154V153H209ZM217 155H218V153H216ZM99 155H100V153H99ZM99 155H98V157H99ZM166 155V152H165V154H164V156ZM192 155H193V153H192ZM213 155V154H212ZM216 155V156H217ZM4 156V155H3ZM7 156V155H6ZM12 156H14V154L12 155ZM75 156H77V155H75ZM81 156L82 157H84L82 154H81ZM85 157L84 158H82V159H85ZM102 157H104V156H102ZM213 157V156H212ZM211 157V158H212ZM239 157V156H238ZM79 158H81L80 156H79ZM206 158V157H205ZM216 158V157H215ZM220 158V157H219ZM99 159H101V158H99ZM104 161V160H103ZM110 161H108L107 163H109ZM160 161V160H159ZM162 161V160H161ZM203 161H205V160H203ZM207 161H209V160H207ZM233 161V160H232ZM97 162V161H96ZM99 162V161H98ZM105 162H106V160H105ZM152 162V161H151ZM154 162V161H153ZM156 162V161H155ZM100 163V162H99ZM213 164H214V162H212ZM41 164L42 165H45V163H43L42 161H41ZM110 164V163H109ZM203 164V163H202ZM211 164V163H210ZM29 165V164H28ZM151 165V164H150ZM215 165L217 166V167H219V166H222L223 164H222V161H220L219 159H217V160H215ZM101 166V165H100ZM111 166V165H110ZM232 166V165H231ZM23 167V166H22ZM145 167V166H144ZM104 168V167H103ZM140 168V167H139ZM228 168V167H227ZM51 172L54 174V175H56V174H58L59 173V171H58V169H57V167H55V166H51ZM141 169H142V167H141ZM210 169V168H209ZM25 171V170H24ZM27 171V170H26ZM90 171V170H89ZM95 170H92V171H90V172H93V173H96V172H94ZM136 172V171H135ZM26 173V172H25ZM88 173V172H87ZM92 173V174H93ZM256 173V172H255ZM70 174V173H69ZM89 174V173H88ZM92 174H90L91 176H92ZM85 175H87V174H85ZM95 175V174H94ZM97 175H99V174H97ZM96 175V176H97ZM103 175V174H102ZM69 176V175H68ZM96 176H94V177H96ZM25 177H26V175H25ZM35 177V176H34ZM93 177V176H92ZM98 177H100V176H98ZM102 177V176H101ZM262 177H264V174L262 175ZM255 178V177H254ZM257 178V177H256ZM71 179V178H70ZM98 179V178H97ZM261 179V178H260ZM28 180V179H27ZM63 180V179H62ZM98 180H101V179H98ZM103 180V179H102ZM262 180V179H261ZM34 181V180H33ZM50 181H52V179L50 180ZM71 181V180H70ZM109 181V180H108ZM113 181V180H112ZM138 181V180H137ZM137 181H135V179H131L130 181H129V183L128 184H126V186H125V188L122 190V191H119V190H117L118 189V187L117 188H114L115 186L113 185V184H111V186L114 188V189H112V190H109V189H106V188H104L103 190H104V192H103V195L105 194H107V198H110L109 197V195H108V192L110 191V196L112 197L111 199V201H116L115 203H120V206H123V207H131V211L133 210L134 211V209H132V208H140V209H144V210H158V211H160L161 212V210L162 211H165V212H168V213H171L173 210H174V207H173V204H174V194H172V192H171V194H170V192H168V191H166V192H164V193H160V197H158V194H159V189H160V187H159V185H157L156 183H153V182H150L147 186H145L144 184H143V186L142 185H140V180H139V183L137 182ZM157 181V180H156ZM38 182V181H37ZM62 182V181H61ZM60 182V183H61ZM63 182H64V180H63ZM63 182H62V184H63ZM105 182H106V180H105ZM104 182V183H105ZM256 182V181H255ZM264 182V181H263ZM53 182H51V184H52ZM54 183H56V182H54ZM125 183H127V182H125ZM33 184V183H32ZM61 184V186H63ZM66 184V183H65ZM102 184V183H101ZM47 185V184H46ZM166 185V184H165ZM50 186V185H49ZM102 186V185H101ZM104 186V185H103ZM102 186V187H103ZM107 186V185H106ZM105 186V187H106ZM30 187H32V186H30ZM52 186H50V188H51ZM165 187V186H164ZM29 188V187H28ZM61 188V187H60ZM123 188V187H122ZM162 188V187H161ZM259 188V187H258ZM49 189V188H48ZM24 190V189H23ZM46 190V189H45ZM107 190H109L108 192H107ZM167 190H168V188H167ZM22 191V190H21ZM170 191V190H169ZM246 191V190H245ZM256 191V190H255ZM163 192V191H162ZM79 194V193H78ZM254 194V193H253ZM23 195V194H22ZM104 195V196H105ZM248 196V195H247ZM246 196V197H247ZM262 196V195H261ZM261 196H259V197H261ZM106 197V196H105ZM200 197V198H201ZM21 198V197H20ZM248 198V197H247ZM246 199V198H245ZM251 199H253V198H251ZM176 200V199H175ZM240 200H241V198H240ZM240 200H238V201H240ZM241 202V201H240ZM228 203V202H227ZM229 203V204H230ZM234 203V202H233ZM118 206H119V204H117ZM220 206V205H219ZM263 206H264V204H263ZM114 207H115V205H114ZM261 207V206H260ZM121 208V207H120ZM213 208V207H212ZM214 208H216V207H214ZM233 208V207H232ZM263 208V207H262ZM262 208H261V210H262ZM114 209H116V208H114ZM264 209V208H263ZM119 210H121V209H119ZM123 211L125 210V209H122ZM210 210V209H209ZM117 211H118V208H117ZM132 211V212H133ZM118 212H120V211H118ZM142 212V211H141ZM149 212V211H148ZM160 212H158V213H160ZM165 212H163V213H165ZM256 212V211H255ZM116 213V212H115ZM145 213V212H144ZM264 213V212H263ZM155 214V213H154ZM153 214V215H154ZM157 214V213H156ZM124 215V214H123ZM135 215V214H134ZM152 215V216H153ZM158 215V214H157ZM251 215L253 216V212H251ZM251 215H249V216H251ZM124 217V216H123ZM170 217V216H169ZM254 217V216H253ZM263 218V217H262ZM101 219V218H100ZM122 220V219H121ZM124 220V219H123ZM134 220V219H133ZM259 220V219H258ZM264 220V219H263ZM77 220H71V221H69V222H66V224H64L61 228H60V230H59V233L61 234V236L62 235H67L68 233H71V232H73L76 228H78V226L80 225L78 222H76ZM97 221V220H96ZM109 221V220H108ZM260 221V220H259ZM106 222H107V220H106ZM248 222V221H247ZM259 223V222H258ZM102 224H105V223H102ZM101 224V225H102ZM100 224H98V223H89V225H87L86 227H84L83 229H80V232L78 233V235H77V239H76V241H74V243H73V246H74V248H72V249H77V255L73 258L76 262H79V261H81L82 259H86V258H89V256L91 255V254H93V253H95V252H100L101 253V255H103L104 256V259H105V257L107 258V260H109V261H111V262H113V263H118V264H134V260H133V257L138 253V249H136V248H133L132 246H131V244H129V243H127V242H125V241H122V240H117L116 241V245H111L110 244V242H111V240H110V234L109 233H105V232H103L102 230H101V228H100V226H101ZM264 225V224H263ZM126 226V225H125ZM173 226V225H172ZM171 226V228H173ZM249 226V225H248ZM112 227V229H113V226H111ZM114 227H116V226H114ZM119 227H121V225H119ZM243 227V226H242ZM253 226L251 225V226H249L248 227V230H246V228L244 229V228H240L239 230H235V231H233V233L231 234V242H232V249H231V253H230V255H229V257H228V259H226V260H223V259H225V258H223L222 260V263L221 264H264V250L262 249V248H260V249H257V251L254 253V252H251V253H246L243 249H241V248H239V246H238V241H239V239H240V236L242 237V236H248L250 233H251V231H253V230H251L250 231V229L252 228ZM258 227H260V226H258ZM117 228V227H116ZM115 228V229H116ZM237 229H238V227H237ZM254 229H255V227H254ZM78 230H79V228H78ZM108 230V229H107ZM107 230H105V231H107ZM77 231V230H76ZM109 231H111V229L109 230ZM108 232V231H107ZM113 233L115 232V231H112ZM228 232H230V231H228ZM254 232V231H253ZM56 233H57V231H56ZM58 233V234H59ZM74 233V232H73ZM254 234V233H253ZM261 234V233H260ZM72 235V234H71ZM76 234L74 233V235L73 236H75ZM112 235V234H111ZM193 235H195V234H193ZM208 235V234H207ZM196 236V235H195ZM206 236V235H205ZM59 237V236H58ZM204 237V236H203ZM225 237V236H224ZM257 237V236H256ZM66 238V237H65ZM74 238V237H73ZM264 238V237H263ZM49 239V238H48ZM172 239V238H171ZM200 239H202V238H200ZM248 239V238H247ZM57 240V239H56ZM68 240V239H67ZM70 240H71V238H70ZM70 240H68V241H70ZM196 240V239H195ZM127 241V240H126ZM167 241H168V239H167ZM221 241V240H220ZM229 241V240H228ZM227 240H226V242H228ZM248 241V240H247ZM259 241H261V240H259ZM39 242V241H38ZM44 242V241H43ZM164 242V241H163ZM162 242V243H163ZM166 242V241H165ZM225 242V243H226ZM239 242H241V241H239ZM244 242V241H243ZM47 243V242H46ZM51 243V242H50ZM57 243V242H56ZM55 243V244H56ZM70 243V242H69ZM211 243V242H210ZM230 243V242H229ZM228 243V244H229ZM44 244V243H43ZM54 244V245H55ZM216 244H217V242H216ZM218 244H219V242H218ZM217 244V245H218ZM221 244V243H220ZM255 244V243H254ZM49 245H51V244H49ZM208 245H209V243H208ZM216 245V246H217ZM227 245V244H226ZM245 245V244H244ZM261 245H262V243H261ZM53 246V245H52ZM63 246V245H62ZM225 246V245H224ZM229 246V245H228ZM238 246V247H237ZM246 246H247V244H246ZM250 246V245H249ZM260 245H258L257 246V248L259 247ZM264 246V245H263ZM37 247V246H36ZM60 247V246H59ZM64 247V246H63ZM170 247V246H169ZM220 247V246H219ZM218 247V248H219ZM52 248V247H51ZM61 248V247H60ZM160 248V247H159ZM255 248V247H254ZM39 249V248H38ZM71 249V250H72ZM209 249V248H208ZM40 250V249H39ZM217 250H219V249H217ZM251 250H253V249H251ZM42 251V250H41ZM40 251V252H41ZM49 251V250H48ZM55 251V250H54ZM67 251H69L68 249H67ZM66 251V252H67ZM207 251V250H206ZM220 251V250H219ZM225 251V250H224ZM249 251V250H248ZM35 252V251H34ZM63 252H64V250H63ZM70 252H72V251H70ZM163 251H162V253H164ZM47 253V252H46ZM54 253V252H53ZM212 253H214V252H212ZM66 254V253H65ZM64 254V255H65ZM146 254V253H145ZM225 254H227V253H225ZM53 255H55V253L53 254ZM63 255V254H62ZM100 255V254H99ZM228 255V254H227ZM39 256H41V255H39ZM143 256H145L144 254H143ZM225 256V255H224ZM223 256V257H224ZM66 257V256H65ZM142 257V256H141ZM226 257V256H225ZM188 258V259H189ZM206 258V257H205ZM44 259V258H43ZM102 259V258H101ZM209 259V258H208ZM220 259V258H219ZM19 260L20 259H18L17 261H15L14 263L16 264L17 262H19ZM38 259H35V261H37ZM100 260V258L98 259V261ZM136 260V259H135ZM165 260V259H164ZM22 261V260H21ZM63 261V260H62ZM74 261V262H75ZM87 261V260H86ZM97 261V262H98ZM205 261V260H204ZM203 261V262H204ZM214 261V260H213ZM212 261V262H213ZM8 262V261H7ZM13 262V261H12ZM24 262V261H23ZM81 262H83V261H81ZM110 262V263H111ZM151 262V261H150ZM175 262V261H174ZM173 261H172V264L174 263ZM196 262V263H197ZM142 263V262H141ZM191 263H193V262H191ZM11 264V263H10ZM13 264V263H12ZM22 264H24V263H22ZM30 264V263H29ZM45 264V263H44ZM55 264V263H54ZM73 264V263H72ZM103 264H105V263H103ZM180 264V263H179ZM186 264H188V263H186ZM198 264V263H197ZM211 264V263H210ZM219 264V263H218Z\"/></svg>",
	"mask_w": 264,
	"mask_h": 264
}]
</instances>
